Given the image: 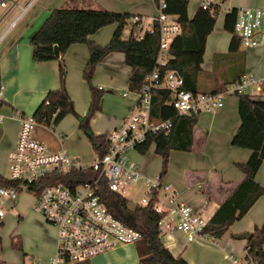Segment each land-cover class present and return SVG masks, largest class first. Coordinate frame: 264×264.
Returning a JSON list of instances; mask_svg holds the SVG:
<instances>
[{
	"label": "crops",
	"instance_id": "0c3cea01",
	"mask_svg": "<svg viewBox=\"0 0 264 264\" xmlns=\"http://www.w3.org/2000/svg\"><path fill=\"white\" fill-rule=\"evenodd\" d=\"M22 1L12 0L8 10H6L8 7L0 8L3 9L0 11V85L4 87L0 109L3 116L0 122V175L3 178L5 175L2 174V170L8 164V155L15 145L19 131V122L12 115L22 114L32 117L45 95L58 88L57 61L36 62L33 59L34 47L31 43L32 36L42 26L49 13L55 9L80 11L105 9L142 18L157 14L156 5L152 0H41L42 2L29 0L25 5H22ZM195 1V5L188 6L187 13L190 19L199 9L200 0ZM224 4L227 8L233 9H264V0H227ZM33 10L35 12L26 24L16 29L22 19ZM224 18L225 14L222 13L219 23L215 24L206 40L201 68L208 90H214L215 83L231 81L232 78L227 79L228 76L234 74V77H238L242 74V78L253 77L256 81L247 87L246 94L255 99L264 98V90L257 89L264 80V49H246L241 46L243 48H240L237 57H229L231 35L223 30ZM115 29L116 25L105 26L88 39L99 47H105L110 42ZM131 34L132 28L127 24L122 31L121 39L127 41ZM88 60L89 52L85 44L72 45L64 56L65 89L72 102L73 116L66 115L67 117L65 116L57 125L64 132H69L70 138L75 135V131L71 130V124L67 121L71 119L74 123H80L87 114L90 104L89 88L82 77ZM129 75L130 68L125 65L122 53H110L96 66L92 82L96 88L104 90L105 94L102 97L101 111L90 121V131L95 136H108L126 116L132 101L123 98L121 94L129 91ZM239 126L236 96H227L223 107L216 112L198 116L193 133L192 151L174 156L173 165L162 177L165 184L172 186L178 203L199 212L203 210L207 198L208 205L203 212L211 219L222 203L233 193L244 177L236 165L245 164L250 156V151L231 146V140ZM39 130L43 129H38L36 132ZM49 137L51 142L45 143L52 150L64 148V142L69 141L68 136L63 134L61 138H56L49 133ZM70 154L79 158L75 154ZM95 157L94 154V159ZM147 157L138 152L131 154L132 160L137 166L140 165L138 169L143 177L160 175L159 168L152 170L149 167ZM255 181L264 187V160L255 175ZM4 206L7 209H3ZM0 210L3 211L0 217L2 226L5 225L9 214L19 219L21 224L19 228L28 222L33 224L28 237L23 235L22 242L18 236L19 230L0 233L2 236L0 264H3L1 255L4 243L19 251L23 258H28V262L25 263L23 260L22 264H35L39 261L45 263L55 254L56 230L34 210L32 194L19 192L14 197L2 198ZM263 224L264 196L258 198L244 217L234 222L218 241L200 239L188 242L183 234L177 233L170 240L162 239V242L174 257L181 256L188 264H236L234 260L242 262L246 256L247 239H241L240 236L252 234L255 227ZM101 257L105 259L106 264H114L117 261L115 259H123L122 264H129L135 259L130 244L107 251Z\"/></svg>",
	"mask_w": 264,
	"mask_h": 264
},
{
	"label": "built area",
	"instance_id": "2783aa9c",
	"mask_svg": "<svg viewBox=\"0 0 264 264\" xmlns=\"http://www.w3.org/2000/svg\"><path fill=\"white\" fill-rule=\"evenodd\" d=\"M12 0H0V8H7ZM157 14L128 20L132 28L130 39L142 41L146 34L160 31L159 48L153 71L146 76L138 91L122 92L123 98L132 103L119 125L107 136L106 153L91 162H83L66 149L52 150L36 137L43 129L54 134L53 114L50 122L40 125L33 117L13 114L19 122V131L13 149L8 155L9 176L5 179L17 183V187H0V200L14 197L19 192L34 196V210L56 230V251L45 263L35 264H82L107 251L133 244L141 239V233L114 218L106 209L100 195L101 184L126 199V188L141 180L145 184L146 200L137 204L146 208L152 203L153 212L159 216L157 223L160 238L170 240L177 233L188 242L212 240L203 234L210 221L203 210L196 212L178 203L170 184L162 176L143 177L131 154L149 136L172 130V119L160 120L152 111V99L157 92L169 96L177 116L212 114L223 107L227 96L248 95L246 89L255 83L253 77L228 86L219 93L193 95L182 89L183 78L175 70L162 69L169 60L168 49L172 39L181 34L176 18L167 14L165 0H159ZM199 8L210 13L235 14L234 32L246 49H264V9L227 8L223 0H200ZM258 91L264 90V80ZM4 87L0 85V109ZM3 116L0 113V122ZM60 137V136H59ZM3 211L0 210V217ZM212 218V217H211ZM236 264H243L234 260ZM244 264H254L253 262Z\"/></svg>",
	"mask_w": 264,
	"mask_h": 264
},
{
	"label": "trees",
	"instance_id": "16d2710c",
	"mask_svg": "<svg viewBox=\"0 0 264 264\" xmlns=\"http://www.w3.org/2000/svg\"><path fill=\"white\" fill-rule=\"evenodd\" d=\"M156 7L159 0H152ZM226 2L227 0H223ZM166 13L176 18L181 27V34L174 37L170 43L167 65L162 69L175 70L183 78L182 89L193 95L219 93L228 86L240 82L241 76L221 84L215 83L214 90H208L207 81L203 79L202 63L207 37L213 31L218 13L198 9L192 19L188 17L189 0H165ZM133 17L129 14H118L105 9L95 10H52L42 26L34 33L31 43L34 47L33 59L43 63L57 61L58 88L49 91L42 103L33 114L40 125L50 122L53 114L59 111L54 123L58 124L66 115L72 112V102L65 89L66 65L64 56L67 50L75 44H85L89 52V60L83 69L82 77L88 85L90 104L87 114L79 123L90 143L95 156L102 157L106 153L107 136H95L90 131L92 117L101 111L103 90L93 85L94 71L102 59L113 52L122 53L125 65L130 68L128 88L138 91L144 79L155 67L159 48L160 31L155 25L152 34H146L142 41L133 39L123 41L122 31ZM235 14L225 15L223 30L231 35L228 48L229 57H237L241 41L234 32ZM116 25L114 34L105 47H99L88 38L99 29ZM54 47L58 55H54ZM206 78H209L205 76ZM216 80V79H215ZM238 98V116L240 126L231 140V146L250 151L245 164L236 167L243 174V180L236 186L233 193L222 203L208 224L203 234L213 241H218L236 221H239L256 200L264 196V187L255 181V175L264 160V98H251L248 95H235ZM169 96L165 92H157L152 99V111L160 120L172 119V130L168 135L158 133L149 136L137 147L139 154L145 155L153 146L154 153L162 160L160 176L167 173L170 152H191L194 128L198 116H177L169 106ZM0 187H17V183L0 175ZM100 195L106 209L112 216L141 233L142 247L138 250V264H188L181 256L174 257L163 244L158 231L159 216L152 210V203L146 208L129 207V201L111 192L105 182L101 184ZM264 224L255 227L246 243L244 263L264 264Z\"/></svg>",
	"mask_w": 264,
	"mask_h": 264
},
{
	"label": "rangeland",
	"instance_id": "374dc122",
	"mask_svg": "<svg viewBox=\"0 0 264 264\" xmlns=\"http://www.w3.org/2000/svg\"><path fill=\"white\" fill-rule=\"evenodd\" d=\"M28 1L29 0H23L22 5H25ZM39 2H42V1L40 0ZM39 2L35 5L34 9L37 7ZM195 4H196L195 0H190L189 7H190V5L192 6ZM7 7L8 8L6 10H8L10 8V6H7ZM2 10L3 9H0V11H2ZM33 12H35V10H33L32 12H30V14H28L26 17H24V19H22V21L18 24L16 29H19L22 26H24L26 24V21L29 20V17H31V15L33 14ZM221 16H222V13L216 19L217 24L219 23ZM241 48H243V47H241ZM233 77H234V74L231 77L228 76L227 79H231ZM87 87H88V85H87ZM104 94H105V91H104ZM104 94H103V96H104ZM67 116H73L72 112L69 113ZM25 117L28 118L30 116L26 115ZM67 122H69V124H71V127H72L71 130L73 129L75 131V133H74L75 135H73L70 138L69 132H64L59 127V125H57V124L53 128L54 134H50V135H54V136H56V138H58L59 136H60L59 138H61L62 134L68 136L69 141L64 142V148L66 150L70 151V153L77 155L81 159V161L87 162V163L91 162L94 159V152H93V149L90 147L88 141L86 140L84 134L79 129V123L78 122L74 123L73 121H71V119H69V121H67ZM36 137L43 140L44 142H51L50 137H49V133H46V131L39 130L38 132H36ZM69 145H71V146H69ZM182 153H186V152H177V151L170 152L167 170L170 168V166L173 165L174 156H176L177 154H182ZM146 155L148 156L147 160H149V167L152 170L158 169V168L161 170L162 160L159 156H157L154 153V147L153 146H151L148 149L145 156ZM171 155H172V157H171ZM138 166H140V165H138ZM2 174L5 175V178H7L9 176L8 164L5 165L4 169L2 170ZM150 178H152V177H150ZM126 194L127 195L125 197L129 201V207L130 208H133L137 204H141L142 200L147 199V196L145 194L144 181L141 180L137 183H133V184H130L129 186H127ZM3 209H7V208L4 206ZM6 219H7V221H5L4 226H2V224L0 223V233H3L4 231H5V233H11V231H13V230H15V231L19 230L18 236H19L21 242H22L23 235H25V237H28V235H29V233L33 227L32 222H28L25 225H23L22 228H19L21 226V224H20V221L17 217L15 218L9 214ZM0 238H2V236H0ZM4 245H5V247H4ZM2 247H3V252L1 255V260L3 261V264H19V261H20V264H22L23 260L25 263L28 262L27 257L23 258L22 254L19 251L12 249V247H9L6 243H4L2 245ZM141 247H142V243L140 240L133 243V244H130V248L134 252L135 259H133V261L129 264H138V262H139L138 250H140ZM101 256H102V254L86 261L84 264H106L105 259H103ZM115 260H117V261L114 264L124 263L123 259H115Z\"/></svg>",
	"mask_w": 264,
	"mask_h": 264
},
{
	"label": "water",
	"instance_id": "95a60500",
	"mask_svg": "<svg viewBox=\"0 0 264 264\" xmlns=\"http://www.w3.org/2000/svg\"><path fill=\"white\" fill-rule=\"evenodd\" d=\"M54 55L57 56L58 55V49L57 47H54ZM250 237V235L248 234H243L240 236L241 239H248Z\"/></svg>",
	"mask_w": 264,
	"mask_h": 264
}]
</instances>
